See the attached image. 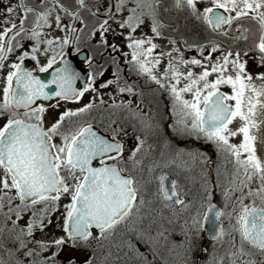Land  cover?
<instances>
[{
	"label": "snow or ice",
	"instance_id": "snow-or-ice-1",
	"mask_svg": "<svg viewBox=\"0 0 264 264\" xmlns=\"http://www.w3.org/2000/svg\"><path fill=\"white\" fill-rule=\"evenodd\" d=\"M207 2L210 6L202 10L203 0H96V4L88 0H39L32 4L18 0L17 4L5 6L4 19L0 20V70L5 68L10 54L24 48L21 40L35 42L30 51L24 50L16 58L18 62L8 65L9 71L0 90V249L14 256L15 264H53L65 250L75 248L81 241L107 239L118 225L129 222L139 213L140 206L145 204L146 186L152 182V174L161 167L160 162L150 164L146 180L142 175L143 157L137 158L144 150L146 139L136 135L135 146L130 150L122 139L128 135L124 122L138 123L141 132L155 134L158 131L159 124L140 104L133 107L131 99L117 102L116 96L109 93L113 102L108 107L124 111L123 121L112 119L107 125L108 134H103L91 119L92 111L98 107L97 100L100 105L107 103L101 90L115 86L119 94L142 97L143 93L127 82L120 84L118 65L114 78L97 86L107 69L102 65L93 68L92 57H86L88 67L93 69L87 74V83L77 88L75 82L80 74L65 59V49L78 44L81 34L91 39L99 33L100 44L116 51V45L109 44L106 38L112 31L110 21L119 29L127 30L125 41L131 51L124 55H130L131 67L153 82L157 90L170 95L171 114L175 117L171 125L173 130L178 134L203 137L223 154L224 172L217 168L215 186H221L223 175L225 203L219 208L212 202V185L208 173L202 172L203 192L192 220L197 232L211 222L215 229L213 238L223 242L224 237L230 235L223 227L222 218L227 216L231 233L236 234L229 240L225 254L228 264H264V157L258 152L256 134L264 123L257 119L259 110L264 109V84L257 86L255 83L256 80L264 81V72L254 77L247 71V61L242 60L240 51L233 53L229 48L225 52L213 38H209L207 45L188 44L187 41L185 45L198 48L201 54L206 50L210 53L221 51L222 56L214 62L211 55L185 59L178 47L167 52L157 51L160 45L154 42L166 27L162 14L183 12L221 36H230L236 24L239 35L231 37L235 41H247L251 33L252 44L244 55L251 50L258 51L259 62L264 66V0ZM82 10H86L87 15H83ZM30 15L33 21L28 26ZM65 17L72 23L65 24ZM241 21L252 22L255 31ZM75 23L82 27L74 26ZM145 25L152 35H135ZM45 29H58L66 34L49 37ZM169 42L176 44L175 40ZM41 45H45L43 50ZM76 51L79 54L80 49ZM50 52L52 55L48 56ZM38 54L48 56L47 63L38 67L39 72H48L58 59L63 65L55 69L50 80H42L23 67L29 56L40 65ZM165 60L166 66L158 71ZM194 66L201 71L196 72ZM213 74L214 79H209ZM222 85H227L230 92L221 91ZM89 92L95 95L88 103L75 109L66 108L50 124L47 122L49 108L53 105L46 106L39 101L58 98L55 105L58 107L60 100L79 102ZM133 130H136L135 124ZM235 137L241 138L239 142H232ZM188 155L193 161L209 162L200 153ZM174 163L175 160L165 162L163 167ZM228 164L232 165L231 169ZM155 178L159 183L153 195L182 206V210L191 206V201L185 203L181 197L176 180L171 182L169 190L165 186L167 174ZM62 197L70 201L64 205L61 226L64 234L51 241L35 240L34 233L51 223L49 217L58 210ZM230 206L231 211H228ZM25 214H30V219L21 227L19 222ZM93 229L98 233L94 234ZM163 236L162 231L155 237L140 232L137 239L148 245L149 251L156 256L155 245ZM5 239L13 247L6 248ZM128 246L143 264H149L145 253L139 252L131 241ZM53 247L57 251H51ZM0 264H5L2 255ZM68 264H76V261L69 259ZM214 264H225V256L215 258Z\"/></svg>",
	"mask_w": 264,
	"mask_h": 264
},
{
	"label": "flooded vegetation",
	"instance_id": "flooded-vegetation-1",
	"mask_svg": "<svg viewBox=\"0 0 264 264\" xmlns=\"http://www.w3.org/2000/svg\"><path fill=\"white\" fill-rule=\"evenodd\" d=\"M26 3H39V0H25ZM90 4H96V0H88ZM18 0H3L0 2V20L4 19L3 10L8 4H17ZM99 7V5H97ZM205 6H210L209 3L206 5H200L201 10ZM21 9L17 8V11ZM103 12V8L101 7ZM64 16V13H60ZM83 15H87L86 10H82ZM120 14H117L119 18ZM33 17L29 16L28 26H31ZM162 21L166 25L163 29V35L155 39V43L160 45L157 51H170L172 47H178L183 52L185 59H189L193 56L200 59L202 56L211 55L214 59L222 56L221 51L210 53L206 50L203 54L200 53L198 48L186 47L185 41L188 44L197 42L200 44H208L209 38H213L217 43L221 44V48L226 52L229 48L235 53L236 51L241 52L242 60L247 61V71L250 72L254 77L258 73L264 72V66L259 62V52L255 50L248 51V55H244V52L250 49L252 44V35L249 34L247 41L232 40V36H238L239 32L236 31L237 25L232 26L230 36H221L219 33H213L206 25L195 21L192 18H188L186 13L172 14L163 13ZM18 22V21H17ZM65 24L72 23V21L65 17ZM112 31L106 34V38L109 44L116 45L117 50L114 51L111 48L105 49L100 44V35L91 39L81 34V39L76 45H70L65 49V59L71 63L73 69L80 74V79L75 82V86L78 84L80 88L87 83V74L92 72V68L88 67L86 57H92L93 68L103 66L107 71L105 76L99 78V83L109 78H114L113 73L119 66L120 73V84L123 85L125 82L134 86L137 92H142L143 96H129L128 94H119L115 91V86H111L108 89L101 90L104 100L107 102L105 105H100L97 100L98 107L91 113V119L94 126L98 128L103 134H108L107 125L111 123L112 119L118 122L123 121V117L126 113L120 109H111L108 107L113 101L109 97V93L116 96L117 102L120 100L127 101L131 99L133 101V107L140 104V107L145 113L152 116L154 122L159 124L158 131L155 134L149 132H141L140 125L136 122H124L127 136L122 137L126 143V149L130 150L135 146V136L142 135L146 139V144L143 152L137 157L140 159L143 157L144 161V172L142 175L147 180L149 179L148 166L154 161L160 162L161 167L156 169L152 174V182L146 186L144 191L145 204L140 206L138 214H134L129 222L122 223L116 227L114 232L103 240L90 238L88 241H81L75 248L65 250L60 256L56 258L53 264H68V260L72 259L76 261V264H143L138 258V254L130 250L128 242L131 241L135 248L139 252L145 253L149 264H214V260L217 257L225 256V264H228V258L225 255L229 249V240H231L235 233H231L230 221L227 216L223 217V227L230 233L224 237L223 242H218L213 237L215 235V229L211 222L204 224L202 231L197 232V228L192 224V220L199 209V204L202 196L203 189V178L201 173H208L210 184L213 189L212 202L215 203L219 208H223L225 203L222 195L223 186V175H221L220 185L215 186L217 178V168L220 172H224V158L223 154L220 153L216 145L210 141H207L203 137L197 138L194 135L189 134H178L173 130L171 125L173 124L175 117L171 114V97L163 90H157V86L149 81L145 75L137 73L129 63L130 55L125 56L124 53H130V49L126 46L125 37L127 36V30H121L117 24L111 22ZM240 23L245 24L247 27L252 28L255 31V25L250 21H241ZM76 27H82L81 24L75 23ZM226 27V26H225ZM48 32L49 37L57 35L63 36L66 33L60 32L58 29H45ZM123 32V35L120 33ZM137 36L152 35L147 25L139 29L135 34ZM175 40L176 44L172 45L169 41ZM24 44L23 49H16V51L9 55V58L5 61V68L0 70V90L4 86V77L9 71L8 65L13 62H18L17 57L24 50H31V46L35 43L30 40H21ZM169 46V50L166 49ZM45 45H41V50ZM211 45H209L210 49ZM79 48L80 52L77 53L76 49ZM52 55L50 52L48 56ZM48 56L38 54L40 59V65H37L36 61L32 60L31 57H26L23 67L33 71V74L39 76L42 80H50L52 78L55 69L62 67L60 62L53 65L52 69L48 72H39L38 67L47 63ZM113 58L115 63H113ZM59 61V59H58ZM166 66V60L161 65L158 71H162ZM196 72L201 71V68L195 67ZM215 74L209 79H214ZM257 86L264 84V81L256 80ZM221 91L228 92V86L222 85ZM89 94L88 101L95 95L91 92ZM85 94V95H86ZM2 96V91H0ZM190 98V97H188ZM58 98H53L51 101H39L47 105H53L49 108L47 114V122L50 124L54 118H56L60 112L66 108L82 107L81 105L71 107L72 101L60 100L59 106L56 107ZM143 101L141 104L140 101ZM114 113V115H110ZM264 121V120H263ZM2 123V121H0ZM133 124H135L136 130H133ZM238 124V123H237ZM236 122L233 125H237ZM232 125V126H233ZM115 127V125H113ZM257 134V133H256ZM259 134L262 135L259 142V154L264 157V123L260 126ZM258 134V136H259ZM238 142V141H236ZM126 150L125 156L128 155ZM197 152L208 158L207 164L199 163V161H193L188 153ZM163 154V155H161ZM175 160V163L170 167H163V164L168 161ZM98 166V165H97ZM227 167L231 169L232 165L228 164ZM161 174H167L173 180L178 182V186L181 192V197L185 199V203L191 201V206L187 209L182 210V206L176 205L170 201H164L162 198L153 195L158 187V177ZM256 185L253 184V187ZM186 193V195H185ZM238 195V193H237ZM18 202V201H17ZM68 197H62L59 202V208L56 212L51 213L49 219L51 223L45 229L38 230L34 233L35 240L51 241L59 236L63 235L62 224L65 213L64 205L69 203ZM248 203V201H245ZM139 203V202H137ZM167 205V206H166ZM231 211V206L227 209ZM200 211H203L200 209ZM15 219V217H13ZM30 214H25L24 218L19 222L21 227H24ZM185 221L188 223L185 224ZM135 229L136 231H131ZM163 232L164 236L160 237L155 245L156 256H153L152 252L149 251V246L138 242L137 235L140 232L155 237L157 232ZM94 234L98 233V230L93 229ZM187 234V235H186ZM239 242L237 236V243ZM6 248H11L13 245L5 239L4 241ZM71 250H87L88 254L82 258V251L75 252L72 254ZM51 251H57L55 247ZM50 253H44L48 255ZM0 255L3 256L5 264H15V257L9 256V253L5 250L0 249ZM27 259V258H24Z\"/></svg>",
	"mask_w": 264,
	"mask_h": 264
},
{
	"label": "rangeland",
	"instance_id": "rangeland-1",
	"mask_svg": "<svg viewBox=\"0 0 264 264\" xmlns=\"http://www.w3.org/2000/svg\"><path fill=\"white\" fill-rule=\"evenodd\" d=\"M207 3H208L207 0H203V3H202L201 5H206ZM168 47H169V46H166V49H167V50H169ZM217 58H219V57H217ZM217 58H215L214 61H215ZM212 62H213V60H212ZM228 92H230V88H229V87H228ZM88 98H89V94H86V95L81 99V101H79V102H75V103H72V104H71V107H73V106H77V105H81V106H82L83 104H85V103L88 101ZM257 119H258L259 121H263V120H264V109H260V110H259V112H258V116H257ZM237 123H238V121L236 122V124H237ZM260 126H263V123H262ZM232 127L235 128L236 125H233ZM258 134H259V132L257 133V135H258ZM259 137L261 138L262 135L259 134V136H258V141L260 142ZM240 139H241L240 137H235V138L232 139V142H236V141L239 142ZM259 142H258V145H257V147H258V152H259Z\"/></svg>",
	"mask_w": 264,
	"mask_h": 264
},
{
	"label": "water",
	"instance_id": "water-1",
	"mask_svg": "<svg viewBox=\"0 0 264 264\" xmlns=\"http://www.w3.org/2000/svg\"><path fill=\"white\" fill-rule=\"evenodd\" d=\"M59 62V61H58ZM77 88H80V85L78 84L76 86ZM97 128V127H96ZM98 129V128H97ZM168 176V175H167ZM171 182H172V178L170 176H168V179L165 181V186L169 188V190H171ZM82 251V258L85 257L88 254L87 250H71L72 254H75V252H79Z\"/></svg>",
	"mask_w": 264,
	"mask_h": 264
}]
</instances>
